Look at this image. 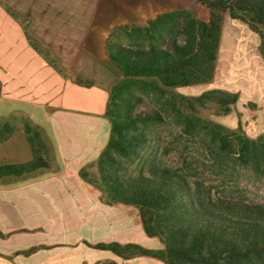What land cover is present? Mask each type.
<instances>
[{
    "label": "trees",
    "instance_id": "trees-1",
    "mask_svg": "<svg viewBox=\"0 0 264 264\" xmlns=\"http://www.w3.org/2000/svg\"><path fill=\"white\" fill-rule=\"evenodd\" d=\"M183 1V7L134 25L130 43L108 39L106 57L121 73L105 112L111 132L100 155L79 169L80 177L97 186L108 204L135 206L146 234L164 247L116 241L92 246L124 258L151 255L167 264H264V203L208 183L193 167L169 163L159 130L167 110H142L147 98L166 97L187 131L196 117L181 112L180 105L197 111L213 103L220 112H230L239 97L234 92L213 88L189 97L171 90L215 77L226 13L260 35L264 54V0ZM196 120L216 142L209 148L217 160L233 154L242 166L264 172V134L252 139L242 128ZM4 127L0 136L10 129ZM41 168H52L41 153L26 162L0 163V185L25 180Z\"/></svg>",
    "mask_w": 264,
    "mask_h": 264
},
{
    "label": "crops",
    "instance_id": "crops-1",
    "mask_svg": "<svg viewBox=\"0 0 264 264\" xmlns=\"http://www.w3.org/2000/svg\"><path fill=\"white\" fill-rule=\"evenodd\" d=\"M0 8V31H2L0 64L5 65L3 69L0 68V78L2 77V81L6 83H11L6 87L10 97L33 100L37 106L46 107L48 123L53 128L54 141L62 159L66 160L64 168L59 172L48 174L41 181L26 186L27 189L48 196H57L58 204L52 205L54 207L52 210L45 207V212L65 213V221L64 217L60 216V221L54 222L48 219L49 213L42 217L28 213L18 216L14 209L9 210L8 207L0 209V257L6 261L5 264H15L42 251L57 247H72L78 249L82 256L80 264H105L110 260H115L118 264H126L121 259L134 258L141 260L139 264H167L151 255L124 258L111 250L92 246L95 243L111 241L122 244L128 242L144 244L135 240L134 233L129 236L124 234L111 237L112 207L119 210L125 205L108 204L103 198L99 201L98 194L100 193L102 197V192L97 186L83 180L79 174V169L95 160L107 145L111 123L105 112H107L109 93L121 78L120 71L108 59L102 57L97 59L89 54L88 48L84 49L83 30L77 34L69 32V25L66 23L67 14L60 13L59 17L62 21L55 22L51 15L45 13L43 15L35 12V15L27 17L25 13L19 11L27 20L32 19V22L27 20L21 22L18 19H24L23 15L13 13L10 4L9 6L2 4ZM10 13L14 15L9 16ZM226 14L222 23L216 75L211 80L216 82L217 87L213 88L238 94L237 102L231 106V111L238 105L245 108L252 107L257 113L255 125H263L264 74L253 72L244 76L243 70H239L236 66L242 61L236 59L237 49L234 46L225 47L226 26L232 25L236 19ZM15 17H17L16 21L8 19ZM27 27L31 36L26 35ZM248 28L256 33L249 26ZM256 34V48L264 58L261 49L262 39L258 33ZM244 45L247 55L255 51V47L250 48L247 43ZM223 50L225 56L228 53L229 57L226 61L227 65H224L225 73L220 74L218 61ZM252 65L256 67L254 62ZM219 76H221L220 81L217 80ZM249 116L250 112L247 116L240 117L237 129H243L242 122L244 123ZM11 184L7 182L0 185V205L2 190L10 192L13 188L8 186ZM70 189L73 193H70ZM98 203H103L102 207L98 208ZM122 215H119L122 219L116 221L121 225L120 227L131 226L129 219ZM143 228L141 221V226L138 228L140 238H143L144 234L146 237L149 236ZM67 234L68 238L65 237ZM149 237L155 241L149 242L147 246L144 245L145 247L154 249L164 247L157 237ZM156 240H159V245H156ZM31 248L34 250L27 253ZM92 252L97 256H93Z\"/></svg>",
    "mask_w": 264,
    "mask_h": 264
},
{
    "label": "rangeland",
    "instance_id": "rangeland-1",
    "mask_svg": "<svg viewBox=\"0 0 264 264\" xmlns=\"http://www.w3.org/2000/svg\"><path fill=\"white\" fill-rule=\"evenodd\" d=\"M2 4L6 6L10 4L13 13L21 14L22 12L27 17L35 15V12L43 13V15L44 13L51 15L55 22L62 21L59 17L61 16L59 15L60 13L67 14L68 20L66 23L69 25L68 31L72 34H77L83 30L84 49L88 48L89 54H92L97 59L101 57L108 59L106 57V43L108 39L119 40L122 43L128 44L132 40L129 32L134 25L144 23L155 14H162L176 7H183L185 2L183 0H0V5ZM13 15L10 13L9 16ZM226 16L230 17V14L227 13ZM16 18L8 19L16 21ZM23 18H19L18 20L21 22L27 20L24 15ZM27 21L32 22V19ZM27 29L29 32L27 31L26 35L31 36L28 27ZM255 34L249 30L245 23L240 21L235 20L232 25L229 24L226 26L227 39H225V47L229 48V46H234L237 49L236 55L238 54V58L236 59H242V61L236 66L239 67V70H243L242 74L244 76L250 75L253 72L260 73L261 75L264 74V58L256 48ZM257 37L259 38L258 35ZM244 43L249 44L250 48L255 47V51L247 55V52L244 50ZM227 54L225 56L224 50L221 51V56L218 61V71L220 74L225 73L224 65H227L226 61L229 57V54L228 56ZM252 62L256 64L255 68ZM4 67L5 65L0 64L1 69ZM1 78L0 126H5L4 128H6V125H9L10 129L5 130L0 136V163L26 162L31 160L37 153H41L52 162V168H41L29 175L27 179H21L17 183L16 181H9L12 184L8 187H12L13 189L10 192L9 190H2L0 209H7V207L9 210L14 209L18 216L28 213V215L35 214L37 217H39L38 215L42 217L44 214L49 213L48 219L59 222V218L64 217L65 221V213L45 212V207L52 210L54 209L52 205L58 204L57 196H48L44 193L27 189L26 187L27 184L37 183L41 179L46 178L48 174L57 173L64 168V162L66 160L62 159L58 151L59 148L54 141L52 134L53 128L49 126L47 119L48 110L44 106H37L33 100H25L24 98L14 99L10 97L6 87L10 86L11 83H6ZM220 79L221 76L217 78L219 81ZM213 87H217L216 82L210 81L188 87H176L171 92L177 95L194 97L199 96ZM167 100L168 98L166 97L158 96L157 98H147L146 103L142 107L143 111H149L153 107L158 106L159 109H164L168 112L166 113V122L159 127L165 139V159L171 164L193 167L203 178H206L208 183H212L226 192L242 197L250 202L264 203V172H257L251 168L242 166L233 154H228V157L223 160H217L209 148V143L214 142L213 137L208 135L203 127V123L196 120L214 121L215 123L230 127L233 130H238L237 127L240 117H245L250 112L251 117L249 116L244 123L242 122L243 130L248 136L257 137L262 133L264 134V124L255 125L257 122L255 114L257 113L253 111V108L250 107L252 109L250 110V108L238 105L235 110L222 113L220 112V108L213 103L199 107L197 111L187 109L185 106L180 105L179 109L181 112H184L188 116L196 117L194 119L195 125H192L190 131H187L179 123V112L171 104L167 103ZM69 165L72 166L71 164ZM95 169L97 168L95 167ZM69 191L73 193L72 189ZM99 194L98 200L101 201L103 197ZM102 204L98 203V208L102 207ZM112 209L111 223L114 230L112 229L111 237H119L124 234L129 236L131 233H134L133 235L135 236L133 237H135V240L144 243L143 245L145 246L149 242L155 241L154 239L152 241L149 236L146 237L145 234L143 238L138 236L141 219L136 207L125 205L119 210L116 207H112ZM122 214L129 219L131 226L127 228L120 227L121 225L116 222L122 219L119 217ZM65 237L68 238V234ZM156 241V245H159V240ZM91 254L95 257L97 256L94 252ZM110 256L112 258V255ZM81 257L78 249L72 247H57L39 252L30 258H24L22 262L18 261L15 264H80ZM121 261H124L126 264H139L141 260L139 258L135 260L134 258L121 259ZM5 262L0 257V264H5Z\"/></svg>",
    "mask_w": 264,
    "mask_h": 264
}]
</instances>
